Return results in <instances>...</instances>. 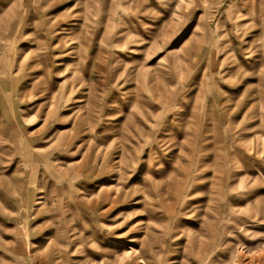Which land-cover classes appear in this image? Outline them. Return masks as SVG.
<instances>
[{
	"label": "rangeland",
	"instance_id": "obj_1",
	"mask_svg": "<svg viewBox=\"0 0 264 264\" xmlns=\"http://www.w3.org/2000/svg\"><path fill=\"white\" fill-rule=\"evenodd\" d=\"M0 7V264H264V0Z\"/></svg>",
	"mask_w": 264,
	"mask_h": 264
},
{
	"label": "bare ground",
	"instance_id": "obj_2",
	"mask_svg": "<svg viewBox=\"0 0 264 264\" xmlns=\"http://www.w3.org/2000/svg\"><path fill=\"white\" fill-rule=\"evenodd\" d=\"M74 5H75V2H74ZM79 5H81V4H79ZM73 6V5H72ZM4 7V6H3ZM234 7V6H233ZM1 8V7H0ZM26 8V7H25ZM12 9V8H11ZM15 9V8H14ZM7 10H9V9H7ZM18 10V9H17ZM5 11V10H4ZM20 11V10H19ZM24 11V10H23ZM6 12V11H5ZM9 13V12H8ZM12 13H13V11H12ZM25 13V12H24ZM238 13V12H237ZM11 15V14H10ZM239 15H240V13H239ZM76 16H78V14H73L72 15V18L70 19V20H67L68 22H64V23H62V25L63 26H57L53 31H52V33L54 32V34H64L62 37H64L67 33H69L70 31H73L76 27H80L81 26V19H80V17H76ZM12 17V16H11ZM10 17V18H11ZM240 17V16H239ZM5 18H7V17H5ZM14 18V17H13ZM76 19V20H75ZM2 21H4V20H2ZM9 22V21H8ZM15 22V21H14ZM19 24V23H18ZM1 25V24H0ZM6 25V24H5ZM8 25V24H7ZM4 26V25H3ZM2 26V27H3ZM12 26V25H11ZM17 26V25H16ZM4 29H6V28H4ZM56 29H59V30H56ZM76 33V32H75ZM42 34V33H41ZM58 37V36H57ZM60 37V36H59ZM58 37V38H59ZM58 38H57V40H58ZM72 39V38H71ZM200 40V39H199ZM262 43H264V37L262 38V40L260 41V45L262 44ZM56 45V44H55ZM11 49H12V46H11ZM17 49V48H16ZM22 50V49H21ZM32 51V50H31ZM202 51V50H201ZM18 52V51H17ZM34 52V51H33ZM48 53V52H47ZM54 54V53H53ZM51 56V55H50ZM20 57V56H19ZM74 57V56H73ZM38 62V61H37ZM46 62V61H45ZM39 63V62H38ZM52 63V62H51ZM46 64V63H45ZM39 65V64H38ZM41 65V64H40ZM49 65V64H48ZM15 66V65H14ZM262 72V74L264 75V63L262 64V66H261V68L259 69V72H258V74H260ZM11 75V74H10ZM38 76V75H37ZM261 77H262V75H261ZM10 84V83H9ZM84 91V90H83ZM90 94V93H89ZM252 94V93H251ZM80 96V95H79ZM87 96V95H86ZM248 96V95H247ZM79 99V98H78ZM227 101H229V99H227ZM78 102L79 103H81V105H84V103H85V100L83 99V98H81V99H79L78 100ZM91 102V101H90ZM85 108V107H84ZM212 111V110H211ZM85 113V112H84ZM132 113V112H131ZM212 113V112H211ZM214 113H216V112H214ZM216 115V114H215ZM212 116V115H211ZM83 117V116H82ZM213 117V116H212ZM211 117V118H212ZM214 119V118H213ZM84 124V123H83ZM86 127V126H85ZM84 127V128H85ZM87 127H88V125H87ZM88 129V128H87ZM93 129V128H92ZM90 131V130H89ZM88 131V132H89ZM67 138V137H66ZM66 138H64V139H66ZM83 143V142H82ZM95 147V146H94ZM87 148V147H86ZM91 149V148H90ZM103 151V150H102ZM87 152V151H86ZM54 153V152H53ZM58 157V156H57ZM97 157V156H96ZM101 157V156H100ZM88 158V157H87ZM87 158H86V160H87ZM106 159V158H105ZM114 160H116V159H114ZM107 161V160H106ZM4 162V161H3ZM75 162H76V160H75ZM98 162V161H97ZM88 163V162H87ZM59 164H60V162H59ZM13 166V165H12ZM102 168V167H101ZM108 167H106V169H107ZM110 168V167H109ZM114 169V168H113ZM117 169V168H116ZM100 170V169H99ZM76 171V170H75ZM103 171H104V169H103ZM110 171V170H109ZM185 171V170H184ZM66 172V171H65ZM101 172V171H100ZM99 172V173H100ZM4 173V172H3ZM98 173V174H99ZM103 173V172H102ZM2 174V173H1ZM187 175V174H186ZM185 175V176H186ZM37 176V175H36ZM113 177V176H112ZM112 177H110V178H112ZM114 178V177H113ZM63 179V178H62ZM112 180H115V178L114 179H112ZM108 181H110V180H108ZM187 181V180H186ZM185 181V182H186ZM180 182V181H179ZM3 183V182H2ZM6 183V182H5ZM4 183V184H5ZM183 183V182H182ZM6 185V184H5ZM109 185V184H108ZM184 185V184H183ZM122 186V185H121ZM198 186V185H197ZM7 187V186H6ZM74 187V186H73ZM107 187V186H106ZM180 187H181V185H180ZM79 188V187H78ZM98 188V187H97ZM123 189H124V187H123ZM7 190V189H6ZM152 190V189H151ZM145 192V191H144ZM11 193V192H10ZM14 193H16V192H14ZM71 193V192H70ZM96 193V192H95ZM72 194V193H71ZM115 194V193H114ZM128 193H123L122 194V196L121 197H125L126 195H127ZM150 195V194H149ZM93 196V195H92ZM128 197H129V195H127ZM151 196V195H150ZM39 198H41V197H39ZM109 198H111V199H113V197L112 196H109ZM119 198V197H118ZM20 199V198H19ZM76 199V198H75ZM92 199H93V197H92ZM94 200V199H93ZM134 201V200H133ZM149 201L151 202V201H153L152 200V198L150 197V199H149ZM97 202V201H96ZM136 202H138V200H135L134 201V203H136ZM152 203V202H151ZM37 204H39V205H41V204H43V202L42 201H37ZM99 206V205H98ZM105 206V205H104ZM32 207V206H31ZM75 207V206H74ZM103 207V206H102ZM132 207V206H131ZM70 209V208H69ZM99 209H100V207H99ZM0 210L3 212V211H5L4 209H3V207H1V204H0ZM56 210V209H55ZM102 210V209H101ZM24 211H25V209H24ZM82 212H84V211H82ZM23 214V213H22ZM82 214V213H81ZM95 214V213H94ZM76 215V214H75ZM81 216V215H80ZM16 217V216H15ZM87 217V216H86ZM89 217V216H88ZM85 218V217H84ZM20 219V218H19ZM22 219H24V218H22ZM81 219V218H80ZM95 219V218H94ZM84 220V221H83ZM82 221L83 222H85V220H87V219H83ZM93 220V219H92ZM66 222V221H65ZM83 222H82V224H83ZM90 222H91V220H90ZM56 226V225H55ZM94 226V225H93ZM59 227V226H58ZM23 229V228H22ZM58 229V228H57ZM25 231V230H24ZM30 233V232H29ZM30 234H32V233H30ZM24 235H25V233H24ZM31 236V235H30ZM24 238H26V237H24ZM45 238V237H44ZM138 239V237H136L135 235L134 236H131V237H129L127 240H129L130 242L132 241H135V240H137ZM126 240V241H127ZM28 241V240H27ZM29 242H30V240H29ZM31 244V243H30ZM31 245H33V244H31ZM51 245V244H50ZM62 245V244H61ZM24 246H25V244H24ZM50 247V246H49ZM40 248V247H39ZM63 248V247H62ZM119 248H120V246H119ZM127 248V247H126ZM137 249V248H136ZM63 250V249H62ZM126 251V252H125ZM133 250L131 249V247L129 246L128 247V250H124L123 252L125 253V255H128V254H130L131 252H132ZM48 253V252H47ZM59 253H60V251H59ZM127 257V256H126ZM123 259V258H122ZM135 261V260H134ZM140 259H139V261H136L137 263H140ZM175 261V259L174 260H172L171 262H174Z\"/></svg>",
	"mask_w": 264,
	"mask_h": 264
}]
</instances>
